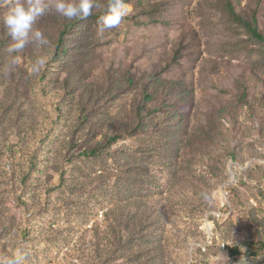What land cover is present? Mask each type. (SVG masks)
Wrapping results in <instances>:
<instances>
[{"label":"rangeland","instance_id":"374dc122","mask_svg":"<svg viewBox=\"0 0 264 264\" xmlns=\"http://www.w3.org/2000/svg\"><path fill=\"white\" fill-rule=\"evenodd\" d=\"M48 2L47 46L9 55L0 35V261H110L129 212L134 260L113 264H237L233 239L264 264V44L225 0H125L103 33V8L69 21ZM230 2L264 36V0Z\"/></svg>","mask_w":264,"mask_h":264},{"label":"clouds","instance_id":"9594fccd","mask_svg":"<svg viewBox=\"0 0 264 264\" xmlns=\"http://www.w3.org/2000/svg\"><path fill=\"white\" fill-rule=\"evenodd\" d=\"M48 0H15L3 15L2 23L12 43L7 47L9 55L22 53L28 45L37 47L47 46L49 43L45 34L34 28L33 25L38 18L44 16L49 10ZM51 7L55 12L66 20H78L90 17L95 9L103 8V14L96 21L97 30L103 33L108 29L116 28L121 21L132 12L130 4L125 0H108L102 5L99 0H51ZM15 57L13 56V59ZM43 60L37 59L33 62L32 72L38 73ZM240 253L237 264H254L248 255V250L242 244L233 239L231 242ZM227 264V256L219 252ZM264 259L259 256L256 261ZM0 264H19L17 259L5 258Z\"/></svg>","mask_w":264,"mask_h":264},{"label":"trees","instance_id":"16d2710c","mask_svg":"<svg viewBox=\"0 0 264 264\" xmlns=\"http://www.w3.org/2000/svg\"><path fill=\"white\" fill-rule=\"evenodd\" d=\"M225 10L233 22L240 25L241 27H244L247 30V32L252 36V38L254 40H256L259 43L264 44V36L259 31L258 24H257V21L255 19H253L252 21H247V20L242 19L240 16H238L236 14L230 0H225ZM0 35H1V37H6L7 33L4 30H2L0 32ZM63 36H64V34L62 33L60 35V38L55 42V46H56V52L57 53L59 52L60 54L64 55L66 53L67 49L65 47H63V43H64L63 39H62ZM3 46H4V41H2L0 44V50H1V48H3ZM2 54H3V52H2ZM1 57L0 58L3 59L4 55ZM145 99H146V101H150V97H149V95H147V93H145ZM116 141H117L116 137L109 138L107 140V142H109V144L115 143ZM98 151H99V149L95 148L89 152L84 153V155L91 157V158H98V156H100V155H98ZM126 181L128 182V186H133L135 184V176H131V177L126 178ZM133 206H135L134 203L130 204L129 209ZM133 210L135 211V209H133ZM123 216H124V217H122L123 226L120 227V233H119V231H116L115 229L113 230L112 235L115 238V242L113 245H111L112 247L110 250L111 255H112V259L110 261H107V260L103 259V257L100 255L99 256V259H100L99 262L101 264H109V263L113 264V263H115V260L124 253H125V256L127 254H130L128 259L134 260L135 214L130 215L128 212L126 216L125 215H123ZM127 251H130V252L126 253ZM98 254H100V251L98 252Z\"/></svg>","mask_w":264,"mask_h":264},{"label":"bare ground","instance_id":"6f19581e","mask_svg":"<svg viewBox=\"0 0 264 264\" xmlns=\"http://www.w3.org/2000/svg\"><path fill=\"white\" fill-rule=\"evenodd\" d=\"M202 250H203V252L205 251V249H204V248H203Z\"/></svg>","mask_w":264,"mask_h":264}]
</instances>
